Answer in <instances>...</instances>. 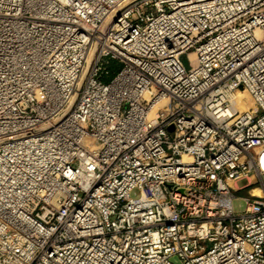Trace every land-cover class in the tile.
Instances as JSON below:
<instances>
[{
    "label": "built area",
    "instance_id": "1",
    "mask_svg": "<svg viewBox=\"0 0 264 264\" xmlns=\"http://www.w3.org/2000/svg\"><path fill=\"white\" fill-rule=\"evenodd\" d=\"M260 155L264 0H0V264H264Z\"/></svg>",
    "mask_w": 264,
    "mask_h": 264
},
{
    "label": "rangeland",
    "instance_id": "2",
    "mask_svg": "<svg viewBox=\"0 0 264 264\" xmlns=\"http://www.w3.org/2000/svg\"><path fill=\"white\" fill-rule=\"evenodd\" d=\"M182 62L184 63L186 67H188L189 63H188L187 55L182 56ZM115 66L116 67L113 68L110 75L103 78L104 81L110 80L112 76L114 75V73L117 72V69L119 68V66L118 65H115ZM246 99L248 100V103H250L251 105L254 104V101L249 93L246 95ZM250 183H251L250 178H243L236 182V186L240 187L238 190H236L237 198H235L233 202L234 210L237 213L243 212L245 210V207H246L245 197L249 195L248 192L250 189L257 187V185H252L250 187H247ZM138 194H139L138 190H135L131 193V196L136 197L138 196Z\"/></svg>",
    "mask_w": 264,
    "mask_h": 264
},
{
    "label": "bare ground",
    "instance_id": "3",
    "mask_svg": "<svg viewBox=\"0 0 264 264\" xmlns=\"http://www.w3.org/2000/svg\"><path fill=\"white\" fill-rule=\"evenodd\" d=\"M191 57L194 56V54H190ZM248 94L247 91L245 90H238L236 93L233 94L232 96V101L234 104H236L238 106V108L240 110H247L249 108H254L255 107V104H250L248 103V100L246 99V95ZM259 161H261L263 167H264V164H263V160L261 158V155L259 157ZM234 187H235V184L232 182L231 183ZM254 194H257V195H261L262 194V191L259 189V188H256L254 191H253Z\"/></svg>",
    "mask_w": 264,
    "mask_h": 264
},
{
    "label": "trees",
    "instance_id": "4",
    "mask_svg": "<svg viewBox=\"0 0 264 264\" xmlns=\"http://www.w3.org/2000/svg\"><path fill=\"white\" fill-rule=\"evenodd\" d=\"M111 67H112V68H115L116 66H115V64H114V63H112ZM112 70H113V69H112Z\"/></svg>",
    "mask_w": 264,
    "mask_h": 264
}]
</instances>
